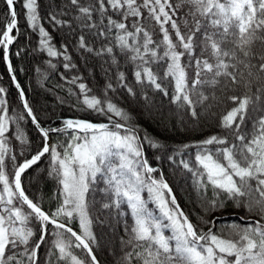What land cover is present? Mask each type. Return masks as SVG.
Returning <instances> with one entry per match:
<instances>
[{"label": "snow or ice", "instance_id": "6c2138e0", "mask_svg": "<svg viewBox=\"0 0 264 264\" xmlns=\"http://www.w3.org/2000/svg\"><path fill=\"white\" fill-rule=\"evenodd\" d=\"M3 3L0 52L19 90L22 111L11 109L7 90L0 86V264H41L45 244L44 264H99L94 228L105 223L99 214L107 210L111 215L113 209L118 219L124 218L117 264H264V0H68L65 8L75 13H67L71 20L59 18L63 11L48 16L56 26L69 25L75 32V23L106 41L97 49L81 34L75 44L85 63L83 53L103 61L105 82L97 94L78 74L61 79L79 89L78 94L68 89L79 111L106 122L62 118L60 125L49 128L39 123L11 62L10 47L19 35L21 16L38 35L34 51L62 57L66 71L77 64L66 45L58 48L42 26L39 0ZM45 63L55 70L52 59ZM35 71L44 75L39 67ZM137 87L146 105L151 104L148 89L168 98L181 114L178 125L187 123L185 112L198 121L213 107L225 105L217 127L227 135L184 143L168 156L173 160L195 149L194 159L181 158L179 166L191 174L199 199L198 223L180 207L163 173L153 176L158 169L150 165L145 146H168L147 130L141 135L132 114L113 99L120 92L135 99ZM241 87L243 94H230ZM23 113L38 130L42 147L21 161L14 154V141L20 142L22 155L30 148L20 125ZM51 134L66 139L54 143ZM46 155L47 174L60 186L56 206L48 210L23 186L24 174ZM99 184L103 187L97 188ZM93 191L104 194L101 201L90 198ZM228 207L236 210L233 215H244L218 225L215 214Z\"/></svg>", "mask_w": 264, "mask_h": 264}, {"label": "trees", "instance_id": "16d2710c", "mask_svg": "<svg viewBox=\"0 0 264 264\" xmlns=\"http://www.w3.org/2000/svg\"><path fill=\"white\" fill-rule=\"evenodd\" d=\"M39 3V11L43 17L41 20L42 26L51 33L54 38L53 42L58 48L62 44L66 45L69 54L73 57V62L77 64L76 69L66 71L63 68L62 57L49 58L46 53H41L38 50L34 51L38 46V35L26 26L21 16L19 35L16 42L10 48V57L15 69L17 81L25 92V97L33 108L39 123L45 128H49L60 125L62 118L75 117L106 122L104 118H97L95 114L79 111L74 106L76 96L69 95L68 92V89L71 87L72 92L78 94L79 89L75 85H69L67 83V79H70L73 74H78L85 78L83 82L87 83L99 94V88L105 82V77L100 68L103 61L95 57L94 54L83 53V56L87 59L85 63L81 59V50L76 48L75 44L81 34H85L86 39L92 42L93 46L97 49L101 43L106 41L103 38H93L86 29L82 30L76 27L75 23L71 25V27L76 28L75 32L71 31L69 25H64L61 28L53 24L48 16L50 12L60 13L63 11L65 14L60 15V19H72V15L75 13L72 12L70 6L65 8L68 5V0H39ZM17 9L19 10V3L17 4ZM68 12H72V15H68ZM5 13L6 6L3 0H0V21L4 20ZM146 26L150 27L147 23ZM18 51L20 54L16 55ZM49 59H52V62L56 64L55 70L47 67L45 62ZM38 67L41 68V72L47 76V79L44 78V75L35 71ZM89 69L91 70V75L89 74ZM121 70L124 69L122 68ZM160 74H163L162 69L160 70ZM62 75L66 76L67 79H61ZM129 79H131L130 75ZM0 86L5 87L7 90L6 99L11 109H15L18 113L21 112L22 108L18 100L16 88L11 82L6 65L2 62V52H0ZM244 91L241 87L237 92L230 94L240 95ZM136 92L135 99L130 98L124 92L113 95V99L132 114L134 117L133 123L141 126V135H143V130H147L149 134L168 146L165 150H152L145 146V155L150 165L158 169L157 172L153 173V176L159 178L160 173H163L180 207L193 223H198L196 213L200 212V208L197 206L199 199L193 191L192 177L182 166H179L181 158L194 159L195 149L184 151L182 156L175 155L173 160H169L168 156L173 155L174 151L180 149L184 143H194L211 134L227 135V133L221 132L217 127L220 115L225 111V105L221 104L213 107L203 115H200L198 121H193L192 117L185 112L182 115L187 123L178 125L177 122L181 114L177 112L175 105L170 104L169 99L164 97L162 93L153 92L151 89H148L147 95L151 99V104L146 105V102L140 96L141 89L139 87L136 88ZM110 95L112 94L110 93ZM217 96L221 97V99L223 98L219 90H217ZM61 101L64 102L62 103ZM231 106V103L228 102L227 107L230 108ZM197 111L199 113L202 109L198 108ZM213 112L216 113L215 116L212 115ZM9 114L11 115L12 112L10 111ZM23 114L25 115V119L20 121V125L29 139L30 148L28 151H24L22 155L20 142L14 141V154L21 161L24 156L34 154L37 148L42 147V138L38 130L31 124L26 114ZM181 126L186 130L181 132L179 130ZM248 127H251V122L248 123ZM10 128L14 131L15 125L10 126ZM51 135L52 142L54 143H61L66 139L64 135ZM229 139L231 140V137ZM59 150L62 151V149ZM157 156H161L162 158L157 160ZM48 164L49 157L46 155L37 165L27 170L23 176V186L26 189V193L34 201H39L45 210L55 208V198L59 195L60 187L56 179L48 176ZM96 187L102 188L103 184H99ZM207 194L211 196L210 189ZM103 195L100 191H93L90 193V198L94 197L96 201H101ZM146 196L144 195L143 197ZM96 207L98 208L99 204ZM124 207L126 209V206ZM235 211L232 207H228L224 213H216L215 215L220 217L217 224L223 225L238 220L240 215H244L242 211L233 215ZM93 214L97 215L95 211ZM99 216L105 223L97 224L94 228L99 241V245L94 249V253L100 264H117L118 258L121 255L120 239L125 235L123 229L124 218L118 219L115 216L114 209L111 215L105 210ZM46 248L47 244L43 245L39 253L41 264H44V261L47 259L45 253Z\"/></svg>", "mask_w": 264, "mask_h": 264}, {"label": "water", "instance_id": "95a60500", "mask_svg": "<svg viewBox=\"0 0 264 264\" xmlns=\"http://www.w3.org/2000/svg\"><path fill=\"white\" fill-rule=\"evenodd\" d=\"M18 82V81H17ZM15 86V85H14ZM16 88V87H15ZM22 89V88H21ZM16 91H17V96H18V89L16 88ZM18 99H19V96H18ZM19 102H20V105H21V107H22V102L19 100ZM30 119V121H31V118H29ZM42 126V125H41ZM43 127V126H42ZM45 128V127H44ZM100 264V263H99Z\"/></svg>", "mask_w": 264, "mask_h": 264}, {"label": "rangeland", "instance_id": "374dc122", "mask_svg": "<svg viewBox=\"0 0 264 264\" xmlns=\"http://www.w3.org/2000/svg\"><path fill=\"white\" fill-rule=\"evenodd\" d=\"M141 195L144 196V195H147V193L143 192V193H141ZM145 198H147V196ZM149 206L152 207V205H149Z\"/></svg>", "mask_w": 264, "mask_h": 264}, {"label": "bare ground", "instance_id": "6f19581e", "mask_svg": "<svg viewBox=\"0 0 264 264\" xmlns=\"http://www.w3.org/2000/svg\"><path fill=\"white\" fill-rule=\"evenodd\" d=\"M11 48V47H10ZM19 100V99H18ZM20 103V102H19ZM21 106V105H20ZM22 108V107H21ZM26 114V113H25ZM27 116V115H26ZM29 118V117H28ZM44 127V126H43Z\"/></svg>", "mask_w": 264, "mask_h": 264}]
</instances>
